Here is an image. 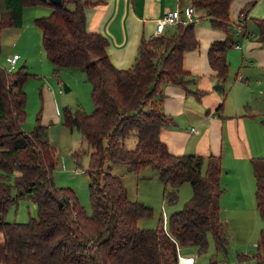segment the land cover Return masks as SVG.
<instances>
[{"label":"trees","instance_id":"1","mask_svg":"<svg viewBox=\"0 0 264 264\" xmlns=\"http://www.w3.org/2000/svg\"><path fill=\"white\" fill-rule=\"evenodd\" d=\"M98 1L0 0V36L4 28L22 25L25 6H53L48 14L34 18L42 48L54 72L83 68L93 103L89 112L81 107L62 110L63 124L75 127L91 147L84 170L89 177L88 213L71 187L57 186L53 180L58 157L47 125L37 117L31 130L22 127V84L30 73L23 64L14 72L0 65V264H178L179 249L197 246L205 251L208 234L215 251L227 245V225L220 215V155L175 154L160 137L172 120L162 106L165 84L179 85L196 97L205 93L191 87L194 77L183 66L184 52L198 45L194 20L141 37L133 63L118 68L108 57L106 37L86 28L84 9ZM230 2L191 0L212 28L227 34ZM256 24L264 46V19ZM229 44L226 37L211 42L207 50L208 63L221 82L228 74L224 52ZM71 155L77 159L81 151ZM108 161L125 164L130 171L152 166L165 185L163 198L170 203L177 200L178 186L185 181L191 184L192 196L169 216L162 213L155 227H140L138 219L150 217L152 208L127 196ZM254 172L263 226L252 256L255 264H264V172ZM25 196L35 203L37 215L24 222L6 220L9 205Z\"/></svg>","mask_w":264,"mask_h":264},{"label":"rangeland","instance_id":"2","mask_svg":"<svg viewBox=\"0 0 264 264\" xmlns=\"http://www.w3.org/2000/svg\"><path fill=\"white\" fill-rule=\"evenodd\" d=\"M69 6L67 4V7ZM52 9L53 6L50 4L25 6L22 25L4 28L1 31L0 65L8 69L9 64L6 58L14 52L20 55L12 72L23 64L25 71L30 73L22 84L26 93V118L22 127L25 130H31L37 117L41 123L47 125L49 140L55 147L56 157H58V163L53 170V180L57 186L71 187L79 202L90 213L89 177L84 170L87 167L91 147L75 127L70 129L63 124L62 110L64 107L72 110L81 107L87 112L91 111L93 108L91 85L83 68H60L54 72L52 63L47 59L42 48L41 30L35 25L34 18L48 14ZM63 84H66L69 90L65 91ZM241 85L239 81H226L225 95L229 94L238 101L242 100L246 88ZM261 118L260 114L255 115L253 120L250 118V125L254 120L261 122ZM250 136L255 151L257 143L263 138L258 130L252 128ZM131 145L132 142L127 144V146ZM74 150L81 151L77 159L71 155ZM262 159V166L255 169L254 167L259 164L255 161L256 159L248 162L243 175L233 164L235 161L230 153L224 157V162L233 164L230 167H222L224 176L223 180L220 179L224 187L220 197L221 218L227 225L225 249L215 251L213 238L208 234V245L205 251L199 252L197 246H187L181 247L178 253L194 257L193 264H255L252 255L256 252L263 222L254 201V170L264 172V157ZM106 165L112 173L120 176L129 198L140 200L152 208L150 217L138 219L140 227H155L159 218L163 217L162 213L166 215L165 217L169 216L172 212L181 209L192 196L191 184L185 181L178 186L177 200L172 203L166 201L163 198L165 185L152 166L148 165L139 171H130L122 163L108 161ZM36 215L35 203L25 196L14 200L7 208L4 217L9 221L24 222Z\"/></svg>","mask_w":264,"mask_h":264},{"label":"crops","instance_id":"3","mask_svg":"<svg viewBox=\"0 0 264 264\" xmlns=\"http://www.w3.org/2000/svg\"><path fill=\"white\" fill-rule=\"evenodd\" d=\"M189 3L191 0H100L85 7L86 28L106 37V51L116 67L128 68L133 63L141 37L157 34L156 19L168 9L182 8ZM69 5L73 7L71 3ZM229 6V34L212 28L204 11L195 8L194 33L198 45L184 52L183 66L194 77L191 87L205 93L196 97L179 85L165 84L162 106L172 120L161 129L160 137L172 153L220 155L223 168L235 164L243 174L248 162L256 159L259 164L255 169L262 166L264 157V46L257 38L256 24L257 19H264V0H231ZM240 13L245 14V20L236 32ZM180 16L184 19V12ZM173 27L167 24L163 32ZM226 37L231 43L224 52L229 69L225 81L221 82L208 63L207 50L211 42ZM228 80L239 81L241 87L246 88L242 100L225 95ZM215 83L222 86L215 89ZM257 114L261 115V122L254 120L250 125V118L253 120ZM251 128L258 130L263 138L255 151ZM229 153L235 161L233 164L224 162ZM223 176L222 170V180Z\"/></svg>","mask_w":264,"mask_h":264},{"label":"built area","instance_id":"4","mask_svg":"<svg viewBox=\"0 0 264 264\" xmlns=\"http://www.w3.org/2000/svg\"><path fill=\"white\" fill-rule=\"evenodd\" d=\"M181 12H184L185 18H181ZM194 12H195V7L189 3L188 5L183 6L180 8L179 6L168 9L166 12L159 18L156 19L155 21V32L157 34L163 32L165 25L167 24H176L179 21L183 22H191L194 20ZM238 21V26H236V32L240 31V26L239 24L244 22L245 20V14L240 13L239 16L237 17ZM20 55L18 53H13L12 55H9L6 59L9 64V68L7 69L8 71H13L16 62L18 61ZM192 130L194 128H191ZM163 209V206H162ZM165 217V214H164ZM194 262V257L192 256H186L182 254H178V264H193Z\"/></svg>","mask_w":264,"mask_h":264},{"label":"water","instance_id":"5","mask_svg":"<svg viewBox=\"0 0 264 264\" xmlns=\"http://www.w3.org/2000/svg\"><path fill=\"white\" fill-rule=\"evenodd\" d=\"M50 2H53V3H59L61 0H49ZM222 86V84L221 83H216L213 87L215 88V89H217V88H220ZM63 89L65 90V91H67V90H69V87L66 85V84H63Z\"/></svg>","mask_w":264,"mask_h":264}]
</instances>
